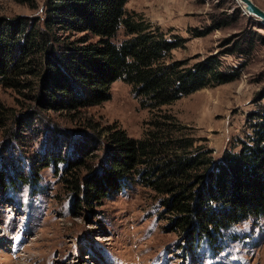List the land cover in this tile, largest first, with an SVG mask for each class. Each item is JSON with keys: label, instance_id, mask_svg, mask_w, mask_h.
<instances>
[{"label": "rangeland", "instance_id": "374dc122", "mask_svg": "<svg viewBox=\"0 0 264 264\" xmlns=\"http://www.w3.org/2000/svg\"><path fill=\"white\" fill-rule=\"evenodd\" d=\"M42 1L0 0V16L35 17ZM252 1L264 9V0ZM124 6L165 36L182 38L170 49L172 58L194 61L235 42L246 50L220 55L223 69L237 73L230 81L161 106L211 151L214 164L224 150H238L264 103V20L244 13L236 0H127ZM219 21L225 23L210 27ZM26 93L0 87V264H264V215L220 231L212 247L204 238L189 243L140 186L91 206L76 202L60 179L69 163L96 169L107 127L130 137L146 128L151 112L128 84L115 80L108 99L79 110ZM85 119L97 125L94 131Z\"/></svg>", "mask_w": 264, "mask_h": 264}, {"label": "trees", "instance_id": "16d2710c", "mask_svg": "<svg viewBox=\"0 0 264 264\" xmlns=\"http://www.w3.org/2000/svg\"><path fill=\"white\" fill-rule=\"evenodd\" d=\"M126 1L43 0L35 17L0 16V87L27 89L32 100L79 110L108 99L115 80L128 84L151 112L146 128L130 137L107 127L101 164L91 170L70 161L61 182L87 206L129 185L146 188L189 243L204 238L213 247L220 231L264 215V103L238 150H224L215 164L211 151L161 106L230 81L237 73L223 69L220 55L246 50L235 42L194 61L172 58L170 49L182 38L154 29L126 10ZM83 125L97 127L89 119Z\"/></svg>", "mask_w": 264, "mask_h": 264}, {"label": "water", "instance_id": "95a60500", "mask_svg": "<svg viewBox=\"0 0 264 264\" xmlns=\"http://www.w3.org/2000/svg\"><path fill=\"white\" fill-rule=\"evenodd\" d=\"M242 7L244 13L264 20V9L256 5L252 0H236Z\"/></svg>", "mask_w": 264, "mask_h": 264}, {"label": "bare ground", "instance_id": "6f19581e", "mask_svg": "<svg viewBox=\"0 0 264 264\" xmlns=\"http://www.w3.org/2000/svg\"><path fill=\"white\" fill-rule=\"evenodd\" d=\"M10 241V244L12 245L13 243H11L12 241L11 240H9ZM0 242H1V239H0Z\"/></svg>", "mask_w": 264, "mask_h": 264}]
</instances>
